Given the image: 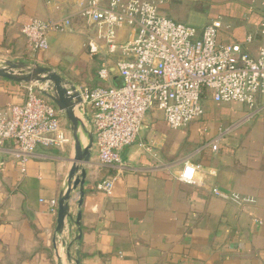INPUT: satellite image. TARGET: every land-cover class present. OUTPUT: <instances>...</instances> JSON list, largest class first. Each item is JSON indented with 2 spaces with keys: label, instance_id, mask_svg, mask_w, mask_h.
<instances>
[{
  "label": "crops",
  "instance_id": "0c3cea01",
  "mask_svg": "<svg viewBox=\"0 0 264 264\" xmlns=\"http://www.w3.org/2000/svg\"><path fill=\"white\" fill-rule=\"evenodd\" d=\"M79 1L0 0V63H38L75 86L119 85L115 64L122 55L109 54L94 24L78 15ZM159 9L198 29L219 18V42L240 43L251 54L264 47V37L255 35L264 19L260 0H166ZM65 17L69 29L50 31L48 48L32 52L22 25ZM247 34H254L248 44ZM133 36L134 29L123 26L117 42ZM101 63L109 67L107 80L97 76ZM27 85L0 77V107L21 104ZM201 104L203 115L179 129L170 128L158 109L149 110L136 141L119 151L121 164L102 165L92 146L82 203L78 207L76 194L69 203L74 218L81 212V239L72 250L79 264H264V95L252 108L215 102L210 93ZM61 120L69 143L62 149L37 146L24 172L14 145H0V264L67 263L48 204L62 191L74 155L69 122L64 114ZM186 161L200 165L194 183L178 179ZM108 177L112 191L105 194L95 185ZM213 188L253 202L236 204ZM70 231L76 234L77 227L66 219L65 241Z\"/></svg>",
  "mask_w": 264,
  "mask_h": 264
},
{
  "label": "built area",
  "instance_id": "2783aa9c",
  "mask_svg": "<svg viewBox=\"0 0 264 264\" xmlns=\"http://www.w3.org/2000/svg\"><path fill=\"white\" fill-rule=\"evenodd\" d=\"M165 1L107 0L102 5L101 0H80L77 4L78 15L94 24L97 38L109 54L119 50L122 55L115 64L119 85L75 86L87 108L92 146L102 165L121 164L119 151L136 141L151 109L161 111L170 128L179 129L203 115L201 99L205 93H210L215 102L234 101L249 108L264 95V47L251 54L240 43L219 42L223 26L219 18L198 29L163 15L159 7ZM260 1L264 5V0ZM70 24L69 17L49 21L33 18L22 25L21 32L30 50L38 52L48 48L50 31L65 32ZM123 26L132 27L134 36L120 44L117 31ZM255 35L264 37V19ZM253 40L254 34L245 36L246 44ZM97 76L101 80L110 78L107 64L101 63ZM40 87L28 84L21 104L0 107V145H14L13 156L21 172L37 146L62 149L70 141L62 113L39 92ZM211 149H217L216 140ZM199 168L186 161L178 179L194 183ZM112 185L113 179L108 177L95 187L110 194ZM212 191L236 204L253 202L236 193L217 188ZM48 204L50 212L56 214L57 199ZM57 238L62 244L67 241L62 236Z\"/></svg>",
  "mask_w": 264,
  "mask_h": 264
},
{
  "label": "water",
  "instance_id": "95a60500",
  "mask_svg": "<svg viewBox=\"0 0 264 264\" xmlns=\"http://www.w3.org/2000/svg\"><path fill=\"white\" fill-rule=\"evenodd\" d=\"M0 77L18 83L40 85L39 92L49 98L69 122L74 139V155L70 160L71 165L65 177L64 187L57 198L54 230L55 238L60 237L66 219L77 227V233L70 231L63 247L67 260L66 264H71V258H73L74 264H79V253L77 250L72 253V250L74 243L77 242L78 244L81 239V212L78 211L74 218L69 203L73 195L76 194L77 205L78 207L81 205L87 174L86 166L91 163L93 133L87 108L75 85L51 67L42 66L38 63L29 64L23 61L3 60L0 63ZM67 87L71 93L68 92ZM59 261H61L60 258Z\"/></svg>",
  "mask_w": 264,
  "mask_h": 264
},
{
  "label": "rangeland",
  "instance_id": "374dc122",
  "mask_svg": "<svg viewBox=\"0 0 264 264\" xmlns=\"http://www.w3.org/2000/svg\"><path fill=\"white\" fill-rule=\"evenodd\" d=\"M90 82V81H89ZM88 83V82H87ZM88 85H90L89 83H88Z\"/></svg>",
  "mask_w": 264,
  "mask_h": 264
},
{
  "label": "trees",
  "instance_id": "16d2710c",
  "mask_svg": "<svg viewBox=\"0 0 264 264\" xmlns=\"http://www.w3.org/2000/svg\"><path fill=\"white\" fill-rule=\"evenodd\" d=\"M74 244H77V242H75Z\"/></svg>",
  "mask_w": 264,
  "mask_h": 264
}]
</instances>
